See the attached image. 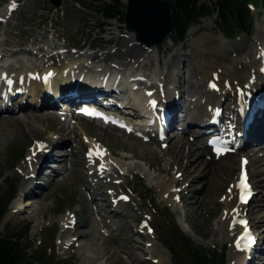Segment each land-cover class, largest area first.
I'll return each instance as SVG.
<instances>
[{
	"label": "rangeland",
	"instance_id": "1",
	"mask_svg": "<svg viewBox=\"0 0 264 264\" xmlns=\"http://www.w3.org/2000/svg\"><path fill=\"white\" fill-rule=\"evenodd\" d=\"M85 1H88L87 5L93 4L94 10H82L81 5L85 4ZM126 1L118 0L119 5L112 11L114 17L109 19L96 7L102 3L113 5L110 0H62L59 8H53L46 0H0V53L14 57L2 58L3 67L4 65L22 69L25 67L28 72L45 64L56 69L61 58L68 62L74 61L77 74L84 75L82 70H88V74L92 73L90 78L93 80L106 73L108 83L117 86L120 106L117 112L123 114L119 117L132 125L135 123L144 125L149 112L139 105L137 95L142 94L143 102L145 101L147 106L146 99H151L156 94L154 92L159 85L158 81L163 75L166 76L164 80L170 83L167 88L171 96L178 93L173 87L174 82L178 81H183L184 90L187 89L188 92L192 81L197 77L192 79L186 69L177 74V66L181 62L169 69L172 58L181 57L183 60L186 56L189 58L191 53L193 58L194 53L205 46V38L202 35L213 34L217 41L221 37L226 38L217 26V16L213 15L211 18L201 19L199 25L188 29L184 42L178 45L173 44V36L170 35L168 40H164L158 47L145 48L135 42L134 34L127 32L124 27ZM13 3L16 5L15 8H12ZM198 4L211 5L209 0H199ZM250 4L252 22L247 34L226 39L229 43H236L238 39L250 43L256 39L258 31L263 29L264 0H252ZM207 19H213L214 25L210 31L209 29L201 31V22ZM193 29H196L195 32L200 31L196 39L188 36V32ZM115 45L122 51L126 49V45L136 46L137 49L139 47L143 55L126 65L125 61L120 63L109 61L104 64L105 62L101 60L102 55L111 52ZM59 47H64L66 53ZM220 47L223 48L218 46L215 56L221 63L230 65L233 69L230 63L233 59L229 61L230 58L226 55L218 54ZM235 47L227 50L234 53L242 49V45ZM39 48L44 52H40ZM45 54H48V57ZM240 54L242 53L238 55ZM39 56L42 60H39L41 59ZM91 57H96L97 61H92ZM257 60L260 63L259 56ZM18 63L20 66H16ZM259 70L257 69L258 72ZM71 75H74V72ZM36 77L38 79V76ZM75 78L73 77L69 86L75 82ZM33 79L34 75L29 78L31 81ZM24 81L17 80L20 90ZM25 88L29 89L28 86ZM195 88L197 89L196 85ZM20 90L15 93L19 94ZM192 93L194 91L188 94ZM20 95L13 96L7 113L0 115L9 117L0 119V211L4 209L7 201V195L4 193L6 186L16 189L14 200L7 205L6 212L1 218V233L4 232V228L19 231L26 239L23 246H27L29 251L37 249L40 254L44 251L53 253L56 260L69 264H160L157 256H149L145 250L143 251L145 241L150 238L165 249L163 263L174 264L169 249L162 242L159 231L161 223L156 216V209L153 206L155 205L159 209H167L172 214L178 229L195 247L206 252L223 253L225 264H240L235 260L244 255L237 254L232 248L235 235L228 238L222 229L224 197L231 177L222 175L219 173L221 171L216 172L217 174L207 171L202 165L206 163L204 156L197 160L198 164L193 163L195 157L191 152L192 146H189V150L186 148L177 150L181 146L182 138L195 144L194 139L189 137L193 128H187L189 130L187 132L188 125L184 127L178 123L177 128L165 132L167 136L165 143H155L152 140L144 142L142 137L137 136V132L125 134L123 130H117L100 121L88 122L79 117H71L70 113H74L75 110L70 105H65V102H58L55 109L46 107L39 109V104L31 101L28 95L27 103L24 98L22 103L25 104H22L19 100ZM49 98L51 101L52 98ZM185 98L183 109L188 106L191 99L187 96ZM4 100L2 97L0 101L2 108L7 106ZM19 105L35 107V110L34 112L20 110ZM29 114L39 115L40 119L37 121L27 119L26 115ZM113 115L117 116L115 112ZM184 116L185 113L181 114L180 118L183 119ZM59 117L61 122L58 121ZM92 126L97 128L101 126L102 131L95 130ZM150 127L148 129L155 134V126ZM57 138L63 142L69 141V145L65 147L67 159L64 164L49 165L51 169L47 168L46 172L48 174L51 170L58 171L61 168L68 170L57 175L55 179H59L54 182L52 179L34 178L31 172L34 167L29 166L31 164L29 154L37 146L38 149L43 146L48 147L50 151L48 155L59 156V151L53 147ZM94 145L100 149L99 153L90 150L89 147ZM259 146L260 143L248 144L220 159L231 162L234 156L239 158V155L243 154L248 161V153L257 152L254 158L262 159V165H258L257 162L247 170L252 173L254 168H259L260 177L264 180V153H259V150H264V146ZM92 157L95 158V164L99 163V169L105 172L104 177L99 175L95 177L99 179V183H94L95 181L89 183V176L92 173L89 163ZM71 166L73 169L70 170ZM222 169L221 166L219 170ZM28 171L30 172L27 175ZM236 173L237 169L233 173V178L236 177ZM28 177L33 179L32 184H36L37 187L32 198L20 196L24 180ZM108 181L113 182L116 192L121 193L120 197L129 203L127 206L129 208L121 214L119 212L115 217L109 215L107 208L104 210L105 203L113 204L106 185ZM188 185L190 189L186 190ZM262 186L255 188L251 201L242 213L248 220L247 213L258 204L254 196L264 194V185ZM188 196L192 199L189 200ZM93 197L96 200L92 202ZM17 200L23 204L22 209L11 215L10 211ZM183 200L187 205L183 204ZM261 204L263 205V202ZM262 216L264 207H257L253 212V218L257 220ZM65 219L71 221L69 231L74 232L75 229V242L67 245L63 244L64 239L61 237L66 227L65 224L62 227V221ZM143 221L146 223L145 227H141ZM262 225L264 228V224ZM259 240L262 241L260 237ZM261 252H264V243L246 254L244 262L252 259L256 264H261Z\"/></svg>",
	"mask_w": 264,
	"mask_h": 264
},
{
	"label": "bare ground",
	"instance_id": "2",
	"mask_svg": "<svg viewBox=\"0 0 264 264\" xmlns=\"http://www.w3.org/2000/svg\"><path fill=\"white\" fill-rule=\"evenodd\" d=\"M13 1V0H12ZM214 19V18H213ZM213 19H207L203 20L200 25V30L202 29H209V31L212 29L214 25ZM199 27V26H198ZM196 29H193L188 32V36L193 38H198L197 36L199 32H195ZM210 36V37H208ZM205 46L202 48V50L195 52L194 57L192 58V53L185 57V59L181 60V57L172 58V62H170L169 69L174 68L172 65L176 64L178 65V62H181L179 66H177V74H181V70L186 69L190 77L194 79L196 76V80L192 81V85L190 87V90L187 92V89L184 90L183 81L181 82H174V89L177 90L176 95H170L169 88H167L168 81H165L164 78H166L165 75H163V78L159 80V85L156 87V90L154 93H156L154 96H152L151 100L153 102H157L158 110H154V112L157 114V116L160 114L162 115L163 110H166L167 114L170 116V119L167 123V126L162 124L163 130H168L172 128H177L178 123H180V126L188 125L186 127V131L189 132L187 128H193V132L189 135V137H192L195 141V144H191L182 138L181 140L178 139V141H181V146L179 149L186 148L189 150V146H192L191 152L193 153V156L195 157V160L193 163L198 164V159L200 160V157L205 158L204 161L206 163H202V165L205 166L207 171L209 172H219L222 175H225L226 177H231L230 185L227 189V194L224 197V212L222 216V229L224 233L228 236V238H231L232 236L239 234L241 230L243 229V226L241 225V222L243 219H246L245 216H241L243 211L245 210V206L240 204L238 202L239 197V190L236 187V181L238 179V172H239V166H240V159L243 158V154L239 155L240 157L237 158L234 156L233 160L231 162H228L225 160H222L220 158H217V156L213 155L211 150L208 149L206 145V140L209 138L210 135H207L205 132L209 130H214L216 133L222 130L223 127H225L224 134H221L224 136L225 140L232 139L231 145L234 147L238 146V141L234 140V138L238 136L241 133L242 129L240 128L241 118L238 116V109L243 106V108L250 109L252 107L251 100L245 99L242 101V97L247 94H253L251 97L252 99L260 100L261 97L264 96V74L257 71V69L262 68V65L258 62L257 57H264V29H260L258 31L256 39H254L252 42L248 43L245 42L243 39H238L236 43L234 42L229 43L224 38H220L218 41L214 38L213 34L211 35H205L203 36ZM200 36V39L202 38ZM168 40V39H166ZM203 42V40H201ZM125 42V41H124ZM196 43V42H195ZM126 44V43H125ZM216 44V45H215ZM224 44V45H223ZM121 45V43H120ZM128 45V44H127ZM126 45V49L124 51L117 48L118 45H115L113 50L111 52L105 53L102 55V62H105L104 64L108 63L109 61H115L117 63H120L122 61H125V65L129 62L137 60L141 55H143L142 50H139L135 48L136 46H130L128 47ZM242 45V49L235 51L234 53H230V50H227V48H231L232 46H240ZM122 46V45H121ZM218 46H222L221 50H219V53H222L224 56L226 55L229 57V61L233 59L230 63L234 67L233 69L229 66H226L224 63H221L218 60V57L215 56V52ZM123 47V46H122ZM134 47V48H133ZM201 47V46H200ZM235 47V48H236ZM250 48V49H249ZM40 52H44L42 48H39ZM225 52V53H224ZM217 53V52H216ZM239 53H242L238 55ZM46 57H48V54H45ZM220 55V54H219ZM238 55V56H237ZM244 55V56H242ZM95 56V55H94ZM10 57L14 59V57L7 56L5 54L0 53V75L4 76V80L0 81V89L4 88V91L6 92L4 103L7 105L3 108H0V115L7 113L8 109L10 108L9 102L13 100V96L20 95L19 100L22 103V100H25L27 103L26 95L31 97V101L33 100L36 102L41 109V107H46L49 109H55L57 108V103L60 100H64L67 103L71 104V106L76 107L80 102L82 101H88L90 104L94 105H105L108 109H120L119 101H118V90L117 86L111 83H108V78L105 76H108L106 73L98 76H94L91 79L90 74H88V70L83 69L82 72H84V75L81 73L77 74V71L73 69V64H65L60 60L58 64V71H56L55 68H53L52 65L45 66V64L39 66L38 68L34 69L33 71H26L25 67L23 69L20 68H4L2 58ZM41 58V56H39ZM66 57V55L64 56ZM220 57V56H219ZM221 58V57H220ZM61 59V58H59ZM72 59V58H69ZM92 61H97L96 57H91ZM39 60H42L39 59ZM94 61V62H95ZM227 61V60H226ZM47 63V61H44V63ZM49 62V61H48ZM66 62V61H65ZM16 66H20L19 63ZM65 66L66 68L62 69L61 67ZM8 69V70H7ZM192 69L193 72L190 73V70ZM24 70V71H23ZM53 70V71H52ZM71 70L74 71L73 77L75 78V82L69 86V83L73 79L71 77ZM49 71H52V75L49 76ZM175 71V69H174ZM60 73L61 77H55ZM46 75L45 77L48 78V80L52 81L55 87H58L59 89H62V93L66 92L67 88L70 87L69 92L71 93L70 97H66L64 94H60L59 98L56 99L58 101H53V99L50 101V98H53L52 95H48L45 92V86L39 82L31 81L29 78H31L33 75ZM138 75V74H136ZM26 79V80H25ZM70 79V80H69ZM16 82L13 84V81ZM17 80H25L23 83L24 85L21 87L22 90H20V87L17 85ZM98 83H97V82ZM103 83V85H102ZM111 84V85H110ZM170 84V83H169ZM15 85V86H14ZM195 85L197 86V89L195 88ZM214 85V87L212 86ZM26 86L29 87L25 88ZM194 87V88H193ZM25 89L28 91H25ZM199 89V90H198ZM17 90H20V93L17 94ZM192 93V95H189L188 93ZM57 94V92H55ZM153 93V94H154ZM1 94V91H0ZM12 94V95H11ZM259 95V97H258ZM191 98L188 102V106L183 109V104L186 102V98ZM56 97V96H55ZM54 97V99H55ZM174 97V98H173ZM8 98V99H6ZM25 98V99H24ZM38 98V99H37ZM37 99V100H36ZM145 99V98H144ZM147 100V99H146ZM149 100V99H148ZM1 101V97H0ZM137 102L139 105L141 104L147 112L152 114L151 108L149 104L146 106L145 101L143 102L142 94L137 95ZM178 102V104H177ZM48 103V104H47ZM137 103V104H138ZM25 104V103H22ZM17 106V104H15ZM241 105V106H240ZM86 106V105H85ZM20 110H35V107L31 106H18ZM129 110V109H128ZM153 112V114H155ZM183 119L180 118V115H184ZM213 115H216L217 125L209 126L208 124L211 122ZM71 117H79L82 118L84 121H90L89 119L83 118L78 115L77 113H70ZM9 117H0V119H8ZM27 119H32L33 121H37L39 118L38 116H35L33 114L26 115ZM187 118V119H186ZM181 119V120H180ZM66 120V119H65ZM63 121L65 124L66 121ZM58 121L61 122V117H59ZM30 122V121H29ZM133 123V122H132ZM70 125V123H69ZM97 125V124H96ZM141 128L146 129L144 125ZM93 128L95 126H92ZM95 127V130H101V126L99 128ZM181 129L182 128H178ZM66 133V132H65ZM150 133L148 129V134ZM67 135V133H66ZM146 136V134H145ZM245 137V142L243 143L244 146H242L239 149H242L246 145H259V147L264 146V108L258 110L254 116L251 124L248 126L245 134L243 135ZM243 137V138H244ZM167 139V136H163L162 139H159L156 137V135L152 136L150 140L152 142H161L165 143V140ZM69 145V141L63 142L59 138H57L54 142L55 149L59 151L57 157L49 154V149L43 148L42 151H38L37 147L29 154V158L31 161V164L29 166L32 168L34 167V170L31 171L34 174L35 177H41L42 179H52V182L58 180L59 178L55 179L57 175H60L62 172L66 173V170L68 168H61L58 171L51 170L50 173L47 174L46 170L47 168L51 169L49 165L51 164H57L61 165L64 164L65 160L67 159V153L65 151V147ZM90 150H92L95 153H99V150L97 148V145L89 147ZM191 148V147H190ZM195 148V149H194ZM172 148H170V151ZM196 150V151H194ZM257 153V152H256ZM254 152H249V160L247 161L246 167H251L255 165V163H259L258 165H262L261 161L262 159L254 158ZM259 153H264V150H259ZM187 154V153H186ZM202 155V156H201ZM227 156V155H226ZM261 157V156H259ZM184 159V158H183ZM192 159V158H191ZM95 158L92 157L90 159L89 167L91 168L92 173H90L89 176V183H99V179H95L97 175L104 177L105 172L99 169L98 165L99 163H94ZM224 161V162H223ZM189 164V163H188ZM222 170H219L221 168ZM73 169L71 166L70 170ZM236 177L233 178V173L236 171ZM258 170V171H257ZM30 171L27 172V175ZM138 172V171H137ZM260 169L254 168V171L252 173L248 172V176H250V184L253 191H255V188H259L262 185H264V180L260 177ZM217 174V173H216ZM33 179L27 178L24 180L23 186L20 190V196L22 197H28L32 198L35 196L34 189L37 188L35 185L32 184ZM52 182H49L51 184ZM32 184V187H31ZM108 194L110 195L111 200L116 201V205L111 204H104V210L106 208L109 211V215L115 217V215H118L120 212L123 213L125 209H128V202L122 199L121 193L116 192V188L113 184V182L108 181L106 183ZM188 187V188H187ZM186 190L190 189V186L188 185ZM263 187V186H262ZM190 193V191H189ZM169 196V194H168ZM254 198L258 201V204L254 206L247 214L250 220V227L257 235V239H262V243H264V228H262V224H264V216L258 218L255 220L253 218V212L255 209L263 208L264 207V200L261 201V199H264V194L255 195ZM181 199V197H180ZM188 199L191 200L192 197L188 196ZM96 198L93 197L92 202L95 201ZM263 202V205L261 204ZM187 202L183 200V204H186ZM22 205L20 200H17L14 202V206L12 207L10 214H15L19 210L22 209ZM30 205V204H29ZM262 205V206H261ZM257 212V211H256ZM66 225L64 228L62 239H64L63 244L67 245L71 242H75L74 236H75V229L74 232L69 231V225L71 224V221L69 219H65L62 221V227ZM222 232V231H221ZM237 234V235H238ZM148 238V237H147ZM234 239V238H233ZM146 251V253L149 256H157L158 262L160 264H166L163 263L165 259L166 251L165 249L153 242L150 238H148L145 241V246L143 247V251ZM260 257L262 260L261 264H264V252L260 253ZM245 257H237L235 262L244 263V264H256L252 259H247L246 263Z\"/></svg>",
	"mask_w": 264,
	"mask_h": 264
},
{
	"label": "trees",
	"instance_id": "3",
	"mask_svg": "<svg viewBox=\"0 0 264 264\" xmlns=\"http://www.w3.org/2000/svg\"><path fill=\"white\" fill-rule=\"evenodd\" d=\"M113 5L102 3L96 9L106 18H113L112 11L119 5L118 0H110ZM199 0H171V11L174 18L172 31L173 43L178 44L185 39L186 31L200 23L201 19L217 16V26L226 39H234L238 35H246L251 26L250 3L252 0H209L211 5L198 4ZM258 1V0H254ZM88 2V1H87ZM81 5L82 10H94L93 4ZM1 178V176H0ZM15 187L5 188L7 201L0 211V221L7 205L15 197ZM153 204H155L152 201ZM155 213L160 221L159 231L162 242L169 249L174 264H225L223 253L218 251L206 252L195 247L176 226L173 216L167 209H159ZM0 232V264H69L56 260L53 253L46 251L41 254L38 250L29 251L21 232L5 229ZM26 236V235H25Z\"/></svg>",
	"mask_w": 264,
	"mask_h": 264
},
{
	"label": "water",
	"instance_id": "4",
	"mask_svg": "<svg viewBox=\"0 0 264 264\" xmlns=\"http://www.w3.org/2000/svg\"><path fill=\"white\" fill-rule=\"evenodd\" d=\"M58 8L62 0H47ZM171 0H127L125 29L145 48L157 47L173 30Z\"/></svg>",
	"mask_w": 264,
	"mask_h": 264
},
{
	"label": "snow or ice",
	"instance_id": "5",
	"mask_svg": "<svg viewBox=\"0 0 264 264\" xmlns=\"http://www.w3.org/2000/svg\"><path fill=\"white\" fill-rule=\"evenodd\" d=\"M15 7H16V5H15V3H13L12 8H15ZM212 86L214 87V85H212ZM245 179H246V177H242L241 183L244 185V187H247L246 183H244Z\"/></svg>",
	"mask_w": 264,
	"mask_h": 264
}]
</instances>
